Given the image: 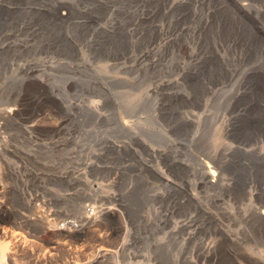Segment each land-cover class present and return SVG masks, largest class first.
Segmentation results:
<instances>
[{"label": "rangeland", "instance_id": "rangeland-1", "mask_svg": "<svg viewBox=\"0 0 264 264\" xmlns=\"http://www.w3.org/2000/svg\"><path fill=\"white\" fill-rule=\"evenodd\" d=\"M0 132V264H251L264 0H0Z\"/></svg>", "mask_w": 264, "mask_h": 264}, {"label": "bare ground", "instance_id": "bare-ground-1", "mask_svg": "<svg viewBox=\"0 0 264 264\" xmlns=\"http://www.w3.org/2000/svg\"><path fill=\"white\" fill-rule=\"evenodd\" d=\"M13 108V107H12ZM16 108H18V107H16ZM15 108V109H16ZM9 109V108H8ZM11 109V108H10ZM14 109V108H13ZM9 111V110H8ZM11 111V110H10ZM14 112V111H13ZM17 112V111H16ZM10 113V112H9ZM11 114H13V113H11ZM17 114V113H16ZM63 123V122H62ZM64 125V124H63ZM2 127V126H1ZM62 127H64V126H62ZM58 128V127H57ZM59 128H60V125H59ZM7 132V131H6ZM1 133V132H0ZM3 133H4V131H3ZM7 134V133H6ZM4 136V135H3ZM4 138H5V136H4ZM6 139V138H5ZM0 140H3V137H2V135L0 136ZM7 142V141H6ZM60 144V143H59ZM54 145V144H53ZM9 146V145H8ZM11 147V146H10ZM58 147V146H57ZM13 148V147H12ZM55 148H56V146H55ZM11 149V148H10ZM57 149V148H56ZM8 150V149H7ZM6 150V151H7ZM15 150V149H14ZM13 150V151H14ZM8 151H10V150H8ZM16 153H17V151H15ZM1 154V153H0ZM17 154H19V153H17ZM10 156H12V154L10 155ZM13 157H15V156H13ZM16 158V157H15ZM29 158V157H28ZM20 159V158H19ZM25 159H23V161H24ZM5 163V162H4ZM3 163V164H4ZM206 164V165H205ZM5 165V164H4ZM22 166H23V164H21ZM204 167H205V170H206V174H207V177H208V179H209V182L210 183H212V184H218V182H219V180H220V178H221V171H220V168L219 167H217L215 164H211V163H208V162H206V163H204ZM21 166V167H22ZM2 167H3V165H2ZM6 167V166H5ZM47 169V168H46ZM22 170V169H21ZM49 170V169H48ZM5 171V170H4ZM8 171V170H7ZM45 171V170H44ZM49 171H51V170H49ZM22 172V171H21ZM26 172H27V170H26ZM43 172V171H42ZM48 172V171H47ZM69 172V171H68ZM72 172V171H71ZM11 173V172H10ZM52 173V172H51ZM5 174H6V172H5ZM34 174V173H33ZM55 174V173H54ZM58 174V173H57ZM69 174V173H68ZM71 174V173H70ZM14 175V174H13ZM20 175V174H19ZM42 175V174H41ZM63 175V174H62ZM8 176H9V174H8ZM50 176V175H49ZM73 176V175H72ZM20 177V176H19ZM28 177V176H27ZM57 177H59V176H57ZM42 178V177H41ZM49 178V177H48ZM64 178V177H63ZM65 179V178H64ZM3 187V186H2ZM2 187H1V184H0V194H1V192H2ZM36 200V199H35ZM0 201H1V199H0ZM32 202V201H31ZM33 203V202H32ZM0 205H1V203H0ZM35 205V204H34ZM3 207V206H2ZM5 207V206H4ZM34 208V207H33ZM41 209V208H40ZM35 210V209H34ZM37 210V209H36ZM41 210H43V208L41 209ZM87 210V215L89 216V217H94L95 215H96V213L94 212L95 210L94 209H86ZM7 211V210H6ZM8 211H10V210H8ZM4 212V211H3ZM39 212L40 211H38V213H36V214H38L39 215ZM83 212V211H82ZM111 212V211H110ZM41 213H43V211H41ZM40 213V214H41ZM112 214V213H111ZM261 214H262V216L264 217V209L261 211ZM2 214L0 213V216H1ZM33 215V214H32ZM37 215V216H38ZM49 216H50V214H49ZM4 217V216H3ZM3 217H1V218H3ZM22 217H24V216H22ZM21 217V218H22ZM30 217V216H29ZM43 217H45V218H47L48 219V216H44V214H43V216H38V218H40V219H43ZM25 218V217H24ZM37 218V217H36ZM52 219V218H51ZM55 219H57V218H55ZM54 219V220H55ZM53 220V219H52ZM53 220V221H54ZM29 221V220H28ZM39 221H41V220H39ZM49 221V220H48ZM56 221V220H55ZM54 221V222H55ZM50 222V221H49ZM52 222V221H51ZM50 222V223H51ZM25 223H27V222H25ZM35 223H37V222H35ZM28 224V223H27ZM38 224V223H37ZM41 225H40V228L42 229V230H47V226H46V224L43 222V221H41V223H40ZM67 224V223H66ZM35 225V224H34ZM67 225H73L74 227H80V226H78V225H76L74 222H71V223H69V224H67ZM39 226V225H38ZM62 226V225H61ZM64 226V225H63ZM81 228H83V226H81ZM80 229V228H79ZM56 230H57V228H56ZM56 230H54V231H56ZM65 230H66V228H65ZM68 230H69V228H68ZM62 231H63V229H62ZM64 232V231H63ZM62 232V233H63ZM67 232V231H66ZM0 250H2L1 248H0ZM113 250H115V249H113ZM112 250V251H113ZM119 250V249H118ZM4 251H5V249H4ZM7 252H8V249L6 250ZM102 251V250H101ZM103 251H105V250H103ZM103 251H102V253H103ZM107 251V250H106ZM3 251H1L0 253H2ZM109 253V252H108ZM118 253V252H117ZM5 254V253H4ZM7 254V253H6ZM101 254V253H100ZM109 254H112V252H110ZM115 255V254H114ZM114 255H112V256H114ZM2 256V255H1ZM111 256V257H112ZM110 257V256H109ZM115 257V256H114ZM98 260H99V258H98ZM99 262V261H98ZM250 262H251V264H264V257L263 258H260V259H251L250 260ZM4 264H5V262H4Z\"/></svg>", "mask_w": 264, "mask_h": 264}]
</instances>
